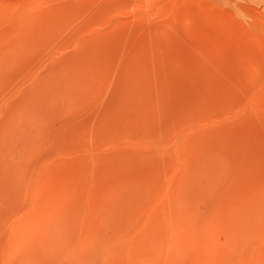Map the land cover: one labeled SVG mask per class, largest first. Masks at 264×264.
<instances>
[{"label":"rangeland","instance_id":"374dc122","mask_svg":"<svg viewBox=\"0 0 264 264\" xmlns=\"http://www.w3.org/2000/svg\"><path fill=\"white\" fill-rule=\"evenodd\" d=\"M0 264H264V0H0Z\"/></svg>","mask_w":264,"mask_h":264}]
</instances>
